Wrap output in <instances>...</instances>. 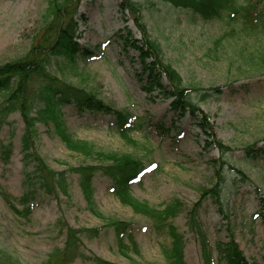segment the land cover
Segmentation results:
<instances>
[{
    "label": "rangeland",
    "instance_id": "rangeland-1",
    "mask_svg": "<svg viewBox=\"0 0 264 264\" xmlns=\"http://www.w3.org/2000/svg\"><path fill=\"white\" fill-rule=\"evenodd\" d=\"M49 2L0 0V65L29 54L51 20ZM127 2L73 1L68 13L75 22V39L91 55L80 57L77 75L65 80L116 110L141 118L143 129L124 140L109 130L110 114L80 112L72 104L53 108L63 115L70 134L89 144L85 150L90 155L66 147L52 125L37 124L33 149L50 169L64 174L66 187L53 195L38 187L27 219L9 210L0 195V251L20 264H168L162 254V247L169 244L166 234L150 218L123 205L101 170L93 188L102 218L88 208L73 171L107 165L99 154L130 155L146 168L132 188L137 200L160 210L175 201L182 204L172 223L183 236L187 264H208L202 240L209 243L210 264H226L217 246L233 237L249 264H264V31L246 32L238 20L203 21L156 0H142L143 10L137 15ZM118 31H130L146 44L150 37L160 45L158 58L173 66L185 86L218 90V95L200 103L193 93L200 115L180 118L170 111L172 99L142 89L137 76L140 52L126 46ZM38 93L36 78L28 100ZM24 132L19 113L0 125V184L15 199L23 196L26 177L33 170L22 151ZM3 143L10 147L8 162L2 158ZM217 183L221 206L208 192ZM194 207L203 227L201 236L190 217ZM113 222L133 226L140 254L132 255V260L118 252Z\"/></svg>",
    "mask_w": 264,
    "mask_h": 264
},
{
    "label": "trees",
    "instance_id": "trees-1",
    "mask_svg": "<svg viewBox=\"0 0 264 264\" xmlns=\"http://www.w3.org/2000/svg\"><path fill=\"white\" fill-rule=\"evenodd\" d=\"M50 1L51 20L47 24L43 35L33 45L29 54L18 61L0 65V95L3 101L0 103V125L7 123V119L19 113L25 124V132L22 137L24 159L33 170L25 180V192L19 199L8 194L0 184V195L5 200L7 207L17 217L27 219L37 201V191L40 187L45 193L53 195L63 192L66 187V177L61 172L50 169L46 162L39 155L35 147L38 129L37 124H44L53 128L56 136L70 150L84 155H90L85 150L88 143L76 140L68 131L63 121V115L53 108L61 109L62 106L72 104L80 112H101L112 115L109 121V130L119 135L122 139L128 140L134 132L143 129L141 118L130 116L122 111L107 105L102 99L93 93L87 92L84 88L73 85L66 81V76L77 75L76 65L80 57H87L86 53L75 39L73 26L75 22L68 13L74 0H48ZM126 6L137 15L142 12V0H127ZM185 11L191 17L197 16L203 21H214L218 19L227 20L229 24L240 21L245 31L254 33L264 31V0H156ZM146 32V29H144ZM117 36L123 40L126 46H130L140 52L141 71L137 73L142 89L150 95H157L165 99H172L170 111L178 114L179 117L200 115V106L192 98L197 92L200 103L218 95V90L209 92L201 87L185 86L181 76L171 64L163 63L159 59L160 45L151 41L148 37V44L141 40L134 39L132 33L126 34L117 32ZM142 54V55H141ZM53 68V69H52ZM61 75L59 78L53 73ZM39 79V93L36 97L28 100L29 87L32 80ZM166 81L168 83H165ZM33 112V113H32ZM2 158L9 161L10 147L1 145ZM107 162L105 166L91 167L83 166L73 169L78 175L79 187L88 208L96 216L103 215L97 211L94 200V178L98 171L106 176L111 183V192L125 206L130 207L135 213L150 218L158 231H163L169 239V244L162 247V254L168 264H187L183 253V236L179 233L172 220L182 211L183 206L175 201L164 209H153L148 204L137 200L132 194V188L144 175L146 168L143 163L130 155H97ZM159 166V165H157ZM156 166V168H157ZM159 169V168H158ZM214 195V200L221 206L222 190L218 183L208 191ZM61 194V193H60ZM203 194H208L205 191ZM22 205V208L20 207ZM194 222V230L199 236L203 227L199 224L197 209L194 207L190 212ZM196 219L198 224L195 223ZM116 234V245L118 252L130 258L132 255L140 254L139 246L132 234L133 226L126 223H111ZM207 263L210 264L209 243L202 240ZM222 260L226 264H249L244 257L234 237L226 244L217 246ZM208 250V252H207ZM0 261L3 264H20L13 262L11 257L0 251ZM135 264H139L138 262Z\"/></svg>",
    "mask_w": 264,
    "mask_h": 264
},
{
    "label": "bare ground",
    "instance_id": "bare-ground-1",
    "mask_svg": "<svg viewBox=\"0 0 264 264\" xmlns=\"http://www.w3.org/2000/svg\"><path fill=\"white\" fill-rule=\"evenodd\" d=\"M236 242V241H235ZM237 243V242H236Z\"/></svg>",
    "mask_w": 264,
    "mask_h": 264
}]
</instances>
